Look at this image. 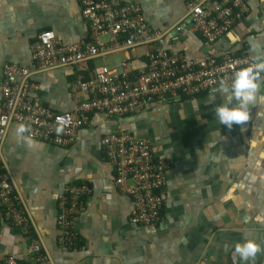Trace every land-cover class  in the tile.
Segmentation results:
<instances>
[{
	"label": "crops",
	"instance_id": "0c3cea01",
	"mask_svg": "<svg viewBox=\"0 0 264 264\" xmlns=\"http://www.w3.org/2000/svg\"><path fill=\"white\" fill-rule=\"evenodd\" d=\"M120 1L138 5L163 44L188 62L211 52L264 59V0H247L245 17L212 46L192 33L188 0ZM43 31L53 33L62 45L88 41L76 0H0V79L5 65L29 69V79L37 85L35 96L56 112L72 109L75 78L91 80L103 66L117 70L124 59L135 69L145 63L148 47L118 44L76 66L38 70L30 46ZM97 41L107 44L109 37ZM258 95L264 96L263 80ZM221 99L219 93L207 92L156 101L118 120L94 115L67 148L33 140L26 145L17 140V125L10 124L1 145L2 163L47 264H264V222L254 219L264 212V102L249 108L247 122L229 129L213 115ZM116 128L148 141L155 159L168 163L162 221L156 229L129 223L131 199L115 188L113 168L100 151L101 138ZM75 183L91 192L85 211L75 219V246L64 251L57 241V196ZM247 239L260 250L242 262L233 245ZM5 255L24 262L33 258L23 238L0 224V257Z\"/></svg>",
	"mask_w": 264,
	"mask_h": 264
},
{
	"label": "built area",
	"instance_id": "2783aa9c",
	"mask_svg": "<svg viewBox=\"0 0 264 264\" xmlns=\"http://www.w3.org/2000/svg\"><path fill=\"white\" fill-rule=\"evenodd\" d=\"M76 1L88 29V41L82 45H62L53 33H39L30 46L38 70L59 65L76 66L118 44L127 49L148 47L144 53L145 63L135 69L129 59H124L117 70L103 66L94 70L91 80L75 78L70 86L73 107L66 112H56L37 99V85L30 81L29 69L16 64L3 67L0 79V224L23 238L33 258L24 262L5 255L0 257V264H47L39 245L33 242L24 206L2 163L1 145L10 124H23L25 135L33 141L67 148L94 115L118 120L133 116L156 101L192 98L212 92L220 80L230 83L236 70L256 62L246 53L230 52L217 57L211 52L208 58L188 62L163 44L161 34L149 27L138 5L120 0ZM187 12L192 33L212 46L245 17L248 5L247 0H188ZM100 36L109 37V42L99 43ZM261 80L264 84V74L257 83ZM99 147L113 168L115 188L131 199L129 223L156 229L162 221L168 163L155 159L148 141L119 128L101 138ZM90 192L89 186L75 183L66 185L57 196V241L64 251L75 246V219L85 211V199Z\"/></svg>",
	"mask_w": 264,
	"mask_h": 264
},
{
	"label": "clouds",
	"instance_id": "9594fccd",
	"mask_svg": "<svg viewBox=\"0 0 264 264\" xmlns=\"http://www.w3.org/2000/svg\"><path fill=\"white\" fill-rule=\"evenodd\" d=\"M262 74H264V59L236 70L232 74L230 83H226L224 80L218 82L217 87L212 89V93H219L222 97L213 110L218 125L230 129L234 124L241 125L249 120V108L257 101L264 102V96L258 95L257 83ZM25 131L26 128L23 124L16 126L17 140L31 145L33 141L24 135ZM254 219L256 222H264V212ZM259 250V245L251 239L233 245V252L239 256L242 262L251 260Z\"/></svg>",
	"mask_w": 264,
	"mask_h": 264
}]
</instances>
